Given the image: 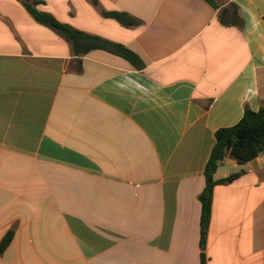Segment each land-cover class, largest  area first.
Returning <instances> with one entry per match:
<instances>
[{
  "label": "crops",
  "instance_id": "obj_1",
  "mask_svg": "<svg viewBox=\"0 0 264 264\" xmlns=\"http://www.w3.org/2000/svg\"><path fill=\"white\" fill-rule=\"evenodd\" d=\"M38 1L139 61L76 55L0 0V264H201L215 134L264 102V0ZM232 3L243 26L220 18ZM240 171L214 189L207 264H264V153L215 178Z\"/></svg>",
  "mask_w": 264,
  "mask_h": 264
},
{
  "label": "trees",
  "instance_id": "obj_2",
  "mask_svg": "<svg viewBox=\"0 0 264 264\" xmlns=\"http://www.w3.org/2000/svg\"><path fill=\"white\" fill-rule=\"evenodd\" d=\"M18 1L24 5L38 23L52 29L66 39L72 45L76 55H83L91 50L104 48L121 55L132 63L139 61L138 55L126 47L82 32L69 24L59 21L51 13L40 10L38 8L40 1L38 0ZM92 2L98 5L97 0H92ZM238 10L236 4H230V8L226 7L220 13L221 20L233 25L243 26L244 20ZM104 15L118 20L126 27L137 26L141 23L127 12L111 11L104 12ZM215 137L216 143L204 169L206 185L199 195L201 203V264H207L205 247L212 219L214 189L219 184L232 183L242 175V172H235L222 179H216L215 174L227 155H230L239 164H245L264 153V102L259 111H254L246 106L242 119L233 127L219 129ZM14 235L15 230L11 229L3 237L0 242V256L11 244Z\"/></svg>",
  "mask_w": 264,
  "mask_h": 264
}]
</instances>
